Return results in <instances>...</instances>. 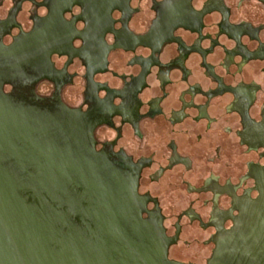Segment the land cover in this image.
<instances>
[{
    "label": "flooded vegetation",
    "instance_id": "1",
    "mask_svg": "<svg viewBox=\"0 0 264 264\" xmlns=\"http://www.w3.org/2000/svg\"><path fill=\"white\" fill-rule=\"evenodd\" d=\"M0 128V264L91 261L105 195L207 264L264 223V0H0Z\"/></svg>",
    "mask_w": 264,
    "mask_h": 264
},
{
    "label": "water",
    "instance_id": "2",
    "mask_svg": "<svg viewBox=\"0 0 264 264\" xmlns=\"http://www.w3.org/2000/svg\"><path fill=\"white\" fill-rule=\"evenodd\" d=\"M11 135L2 133L0 128L1 151L2 143H8ZM18 190L19 187L0 165V223L8 222V218L10 223H18V218L22 222H33L32 212L29 217V206L18 196ZM100 199L103 202L96 204L99 212L87 221L90 231L99 241L95 240L88 250L85 248L86 251L82 249L84 254L93 255L91 261L86 258L82 264H181L167 259L168 241L159 222L153 220L143 225L139 215L128 209L133 208L132 200L110 195L101 196ZM42 224H51L45 214H42ZM260 226L237 242L230 241L219 246L207 264H264V223ZM42 230L43 238H48V228L44 230L43 226ZM99 244L104 245L103 251H99ZM48 246L43 243V258L48 254ZM68 246L66 243L58 245V260L69 256ZM205 251L207 249L199 242H193L183 247L180 253H183L182 258L186 261L201 263Z\"/></svg>",
    "mask_w": 264,
    "mask_h": 264
}]
</instances>
